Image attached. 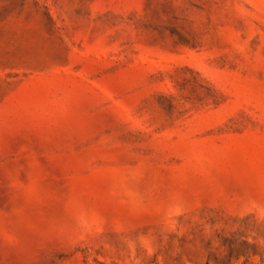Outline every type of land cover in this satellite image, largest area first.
Here are the masks:
<instances>
[{
    "label": "rangeland",
    "instance_id": "obj_1",
    "mask_svg": "<svg viewBox=\"0 0 264 264\" xmlns=\"http://www.w3.org/2000/svg\"><path fill=\"white\" fill-rule=\"evenodd\" d=\"M0 264H264V0H0Z\"/></svg>",
    "mask_w": 264,
    "mask_h": 264
}]
</instances>
